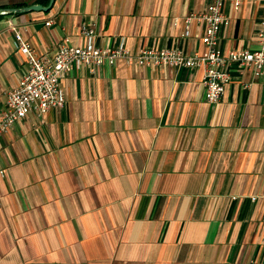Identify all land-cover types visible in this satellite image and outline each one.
<instances>
[{
	"label": "crops",
	"instance_id": "1",
	"mask_svg": "<svg viewBox=\"0 0 264 264\" xmlns=\"http://www.w3.org/2000/svg\"><path fill=\"white\" fill-rule=\"evenodd\" d=\"M49 1L0 0V12ZM240 2L224 7V56L259 47L264 0ZM210 3L54 0L0 14V116L28 67L14 30L45 63L65 39L81 46L83 28L98 48L191 56L203 24L184 38V19ZM226 71L210 104L203 68L74 66L61 109L0 138V264H264V67Z\"/></svg>",
	"mask_w": 264,
	"mask_h": 264
},
{
	"label": "built area",
	"instance_id": "2",
	"mask_svg": "<svg viewBox=\"0 0 264 264\" xmlns=\"http://www.w3.org/2000/svg\"><path fill=\"white\" fill-rule=\"evenodd\" d=\"M232 3L238 10L240 0H211L207 10L199 14H191L184 19V38L189 36L188 25L192 20L203 24L201 44L204 50L188 56L179 51L146 48L137 54H131L122 42L116 49L95 47L96 36L92 28H83L80 33L81 46H69L63 40L59 52L52 62H42L35 50L25 41L18 30H14L16 47L27 56V70L20 78L18 86L6 94L5 109L0 116V138L19 120L29 113L44 114L53 109H61L64 105V95L61 91V81L68 76L73 67L83 66L90 72L101 66H113L118 59H123L127 65L143 67H168L176 69L203 68L201 85L204 98L210 104H216L224 94L229 83V73L226 68L237 65L251 70L255 75L264 67V15L260 20L261 28L256 36L259 39L258 50L231 51L224 56L220 48L221 31L229 24L225 13V4ZM51 22H46L49 25ZM177 21L175 20V25ZM0 175H4L0 171Z\"/></svg>",
	"mask_w": 264,
	"mask_h": 264
},
{
	"label": "water",
	"instance_id": "3",
	"mask_svg": "<svg viewBox=\"0 0 264 264\" xmlns=\"http://www.w3.org/2000/svg\"><path fill=\"white\" fill-rule=\"evenodd\" d=\"M54 0H50L49 1V5L47 7H42L39 5H35V6H30L28 8H24V9H10V10H2L0 12V14H12V13H25V12H29V11H42V12H46L50 9L52 3Z\"/></svg>",
	"mask_w": 264,
	"mask_h": 264
}]
</instances>
